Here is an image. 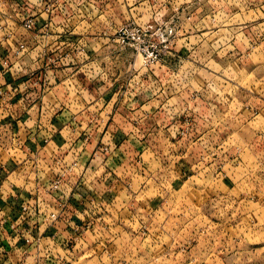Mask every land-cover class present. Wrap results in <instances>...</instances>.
<instances>
[{"label": "crops", "instance_id": "0c3cea01", "mask_svg": "<svg viewBox=\"0 0 264 264\" xmlns=\"http://www.w3.org/2000/svg\"><path fill=\"white\" fill-rule=\"evenodd\" d=\"M22 1L37 15L36 26L26 30L15 20L0 32V57L6 54L12 63L9 69L0 68V219L16 221L19 229L30 226L32 241L26 244L6 225L7 230L0 231V247L9 253L7 258H0V264L22 259L27 264L37 260L39 264H54L60 256L62 264H136L139 254L131 246L135 241L149 242L145 245L149 251L161 241L149 230L141 234V220L151 225V216L138 209L144 210L143 206L161 194V205L168 198L173 200V184V188H163L165 184L159 186L150 180L171 172L169 164H161L165 152L158 144L170 140L168 132L181 122L180 115L170 114L171 103L163 96L168 91L164 84L156 90L149 84L151 89L148 86L146 90L128 82L126 73L132 63L128 55L113 52L115 45L110 39L89 37V32L77 30L83 22L77 13L87 14L92 6L67 3L45 8L42 0H0V15L12 13L15 4ZM5 33L9 35L3 38ZM20 41L28 50L15 58L12 51ZM79 45L85 48L83 54L73 52ZM44 50L61 58L52 70L45 96L25 106L19 101L24 93L22 70L39 68ZM124 61L128 66H121ZM166 70H170L168 63L154 67L148 80L163 76ZM13 88L19 93L8 97ZM182 93L186 94L185 90ZM184 103L181 101L178 108ZM146 123L147 133H140L138 126ZM102 144L109 146L107 154L97 152ZM9 151H15L16 156L10 157ZM57 157L62 158L63 168L73 160L78 166L52 196L44 187L56 171ZM29 167L33 178L21 175ZM157 189L161 192L155 194ZM32 196L38 197L36 205L24 214L26 220H18L21 207ZM90 200H94L96 209L97 204L103 206V219L81 232L83 221L97 212L87 209ZM57 202L66 205L63 216L47 225L40 211L55 208ZM34 207L39 208V215L34 214ZM126 253L136 256L125 261Z\"/></svg>", "mask_w": 264, "mask_h": 264}, {"label": "rangeland", "instance_id": "374dc122", "mask_svg": "<svg viewBox=\"0 0 264 264\" xmlns=\"http://www.w3.org/2000/svg\"><path fill=\"white\" fill-rule=\"evenodd\" d=\"M67 1L92 6L77 13V30L89 37L111 39L130 22L155 26L153 38L172 29L170 70L150 81L141 56L113 51L128 55L146 90L164 84L170 114L182 119L158 144L171 172L150 180L174 187L173 200L161 205V194L138 209L151 216L147 228L161 241L154 251L135 241L136 264H264V0ZM181 101L190 107L179 109ZM147 127L138 126L140 133ZM25 170L21 175L33 178L32 168Z\"/></svg>", "mask_w": 264, "mask_h": 264}, {"label": "built area", "instance_id": "2783aa9c", "mask_svg": "<svg viewBox=\"0 0 264 264\" xmlns=\"http://www.w3.org/2000/svg\"><path fill=\"white\" fill-rule=\"evenodd\" d=\"M43 6L48 8L53 5L58 8L62 4H67V0H42ZM15 10L10 13H3L1 16L2 20L0 21V32L4 31L6 27H8L10 21L19 20V24L26 30H31L36 26L37 15H34L30 11L26 9L24 1L19 4H15ZM153 34H155V26L150 25H141L134 22L124 23L119 25L114 33V36L110 39V42L115 45V48L119 51H123L126 49H131L135 54L134 56L138 58L141 56V66L145 70H149L152 72L154 67L164 65L167 63V60L171 57V41L170 36L172 34V29L166 30L164 29L157 38H153ZM9 34L5 33L4 37H8ZM27 44L24 41H20L16 48L12 51V55L15 58H20L27 52ZM76 54H83L85 52V48L82 45H79L73 51ZM41 63L39 68L34 70H22V83L24 87V93L19 98V101L23 102L25 106H28L30 101L32 100H41L48 91V88L51 84V73L53 68L56 65V61H58L61 57L58 55L57 57L50 56L48 51H42L40 57ZM12 65L10 58L8 55H3L0 57V68L2 70L9 69ZM137 68H135L134 64L129 71H127L126 76H128V82L132 84L133 87L139 88V79ZM174 74V72H173ZM166 87V86H165ZM169 88V87H168ZM12 93V94H11ZM19 93L17 88H13L11 92H9V96L15 95ZM6 94L4 93L3 96ZM188 104L184 105L183 109L186 110ZM182 120V119H181ZM183 122L185 125L189 124V120L184 117ZM181 123V122H180ZM183 133V132H181ZM97 152L100 154H107L109 152V146L107 144H102L99 148H97ZM56 171L52 176H50V181L47 186H45V191L49 194L58 191L60 186L62 185V181L65 176L74 173V169L77 168L78 162L73 160L71 164H69L66 168L61 167L63 161L62 158L57 157L54 159ZM33 189L36 190L35 187ZM39 196V194H36ZM37 196H32V200L30 202H26L21 207V213L18 216V220H26L24 214L28 212L33 205L37 203ZM94 200H90L89 206L87 209H91L94 212L95 207H93ZM64 202H57L55 208L53 209H41V215H43L44 222L47 225H53L56 221H58L64 213L65 209ZM99 208H97V212L88 220H84L82 227L80 230L83 232L84 230L90 229L94 226L96 221H101L103 219V206L101 204H97ZM102 209V210H100ZM34 214L39 215V208L34 207ZM92 212V213H93ZM6 225H9L12 231H15L19 235H21L26 244H31L32 239L30 238L31 228L30 226H26L24 228L19 229L18 223L16 221H11L7 218L0 219V231L7 230ZM141 231L142 235H145L148 232L147 224L145 221L140 222L138 227ZM39 242L37 241V244ZM9 250L0 247V258H7ZM63 258L57 257L56 262L54 264H62ZM10 264H27L24 259L18 260L17 262H10ZM35 264H39V261H35Z\"/></svg>", "mask_w": 264, "mask_h": 264}]
</instances>
